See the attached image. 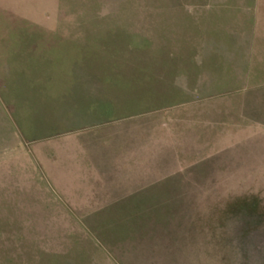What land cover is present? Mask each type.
Instances as JSON below:
<instances>
[{
	"label": "rangeland",
	"instance_id": "obj_1",
	"mask_svg": "<svg viewBox=\"0 0 264 264\" xmlns=\"http://www.w3.org/2000/svg\"><path fill=\"white\" fill-rule=\"evenodd\" d=\"M262 13L0 0V264H264ZM195 25L220 43L208 54ZM242 35L243 69L262 74L243 85L225 47ZM108 91L121 120L72 132Z\"/></svg>",
	"mask_w": 264,
	"mask_h": 264
},
{
	"label": "crops",
	"instance_id": "obj_2",
	"mask_svg": "<svg viewBox=\"0 0 264 264\" xmlns=\"http://www.w3.org/2000/svg\"><path fill=\"white\" fill-rule=\"evenodd\" d=\"M260 25H262V27H263V29H262L263 34H262L261 39L263 38V40H264V13H262V16L260 18ZM195 26H198V28H200V29L202 28V30H203L202 36H204L203 38L206 39V42L204 44L206 47L203 49V54L205 55L206 52H207L206 54L210 53L209 47H211V46L216 47L220 43L217 42L216 40H214L215 38H213V37L207 38V36H205L207 31L204 28V26H202V25H195ZM225 33L228 36V32L226 30H225ZM248 41H249V39H245V37L243 35H242V38L241 37L239 38L238 36L235 37V39L230 42V43H232V42H235V43H232L230 46L228 44H225L226 41H223V44H225V47L230 48V50L226 49L227 52H231V54H228L226 52V54H227L226 61H229L230 62L229 64L231 65L230 70H228L229 73L226 75V77L233 78L232 81H230V82L239 83V84L243 85L246 81H248L249 78L255 79L256 77H258V78L262 77V74L259 72L248 73V72H245V70L243 69V66H244L243 63L247 59L244 58V52L241 50V47H242V45H244ZM254 41H255V39H254ZM245 55L247 56L246 53H245ZM214 76H215L214 73H209V72H207L205 75H203V77H208V78H213ZM259 83L260 82L256 83L255 85L260 86ZM256 94H258V93H256ZM258 102L260 103L261 101H259V97H257V96L254 100H249L248 101L249 108L250 109H259V105H258L259 103Z\"/></svg>",
	"mask_w": 264,
	"mask_h": 264
},
{
	"label": "trees",
	"instance_id": "obj_3",
	"mask_svg": "<svg viewBox=\"0 0 264 264\" xmlns=\"http://www.w3.org/2000/svg\"><path fill=\"white\" fill-rule=\"evenodd\" d=\"M103 92H105V91H102V95H103ZM106 94L110 98H106L105 96H103V98H102L103 100H98V106L95 110L96 114H100L102 116L101 120H99L96 124L82 126L81 128L73 130L72 132L84 130L87 128H92L96 125H98V126L102 125L103 126L106 124H110L114 121L121 120V118H122L121 116H124V112L128 111V108H123V107L121 108V106H115V103L118 101H114V98L111 95L112 94L111 92L108 91ZM125 102H127V104L130 106V112L138 113L141 111V109H140L141 106L139 105V103H140L139 100L130 99V100H126Z\"/></svg>",
	"mask_w": 264,
	"mask_h": 264
}]
</instances>
